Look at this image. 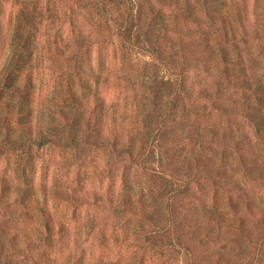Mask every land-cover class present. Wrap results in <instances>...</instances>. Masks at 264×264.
<instances>
[{
  "label": "rangeland",
  "instance_id": "1",
  "mask_svg": "<svg viewBox=\"0 0 264 264\" xmlns=\"http://www.w3.org/2000/svg\"><path fill=\"white\" fill-rule=\"evenodd\" d=\"M213 1L152 0L153 14L131 0L145 16L141 46L126 47L114 28L127 0H0V184L35 188L31 201L0 203V264H264V91H235L219 71V44L229 41L228 55L241 61L232 71L247 76L236 81L264 90V0ZM187 7L199 22L179 21ZM180 69L194 94L166 120ZM20 103L29 117L10 114ZM243 103L257 110L236 109ZM203 105L201 117L178 122L182 109ZM24 125L49 142L23 138ZM98 135L110 143L91 144ZM127 137L131 150L140 140L147 147L143 168L112 145ZM135 187L161 205L154 225L139 202L122 199ZM38 207L56 219L52 249ZM204 209L223 212L224 222L198 223ZM149 232L159 248L146 244Z\"/></svg>",
  "mask_w": 264,
  "mask_h": 264
},
{
  "label": "trees",
  "instance_id": "2",
  "mask_svg": "<svg viewBox=\"0 0 264 264\" xmlns=\"http://www.w3.org/2000/svg\"><path fill=\"white\" fill-rule=\"evenodd\" d=\"M115 1L117 0H100V4L102 7L105 6H110L112 5ZM128 2L123 3L126 6V9L122 12L121 16H119L116 20L117 26L114 28V32L116 36L119 38L121 43L126 46V47H135L139 45L141 46L140 42L138 41L141 39V33L139 30V21H142L143 16H145V12L143 11V7L137 6L134 7L133 4H130L131 0H127ZM211 2H214L213 0H208ZM143 2L150 8L151 12L153 14H157L155 11V5L152 3V0H143ZM218 2H221V0H218ZM143 3V4H144ZM163 5L167 6L166 3H162ZM186 4H189V0H187ZM237 6V5H235ZM137 9V11L135 10ZM211 9H209L208 14L211 15ZM178 16L180 15V22H199L197 19V15L190 10V7L185 8L184 10L182 9L180 12H178ZM43 18V17H42ZM211 19L214 20V17L212 16ZM154 21V20H152ZM221 22L223 25L226 23L225 17H221ZM226 28V25H225ZM224 28V29H225ZM139 30V31H138ZM225 40L228 39V31L225 32ZM204 36V34H200ZM229 42V41H227ZM225 42L219 44V52L221 54V65L219 71H220V78L224 79L227 84H232L233 88L235 91H241V92H249V93H256L257 95L262 94L263 87L261 85H255L253 86L251 83H242V82H237L236 80L240 79H245L247 78L246 75H240V73H236L232 71V66H239L241 67V61L231 59L228 51V48L226 46L229 45V43ZM137 44V45H136ZM201 48L204 50L208 56H211L215 54L213 44H211L208 39L203 40L200 44ZM211 58V57H210ZM209 58V59H210ZM208 58H198L197 62L204 64V66H207L208 64ZM186 65V64H185ZM179 79H178V89L175 91L174 95L172 98L168 100V103L165 107V110L167 111V114L165 115L164 119L170 120L169 112L170 110L175 109L176 107V102L178 101V106L179 104L185 99V98H192L194 94V89H192L190 86L186 85V80H187V75L184 72L183 69H180V74H179ZM218 86H224L223 82H218ZM9 88L14 92L15 95L20 94L19 89L17 87H14L12 85L9 86ZM219 90V89H218ZM206 89L200 88L197 95L207 97L206 96ZM154 99V104H157V98ZM250 104H242L236 109H242L244 112L245 110H248V112H254L256 109L255 107H252ZM240 107V108H239ZM208 107L206 105H203L202 107L196 108H189L188 110L182 109L181 115H178V122L182 123L185 121H190L191 119L199 118L202 116V111L200 112V109H203V111H208ZM230 108V107H229ZM9 109L11 111V115H21L22 118L29 117L32 113V109L29 105L25 103H20L18 105H10ZM227 109V107L225 108ZM224 111H228L224 110ZM63 118L68 119V115L65 114ZM250 117H247L249 119ZM95 121L97 120L94 119ZM262 121V119H258V121ZM264 120V118H263ZM259 126V125H258ZM261 126V125H260ZM262 127V126H261ZM99 134V133H98ZM22 137L23 138H28L31 142H35L37 144H43L45 142H49V138H47L44 134L43 135H34V131L31 127H26V125L23 126L22 128ZM110 137L109 136H104V135H98L94 138V141H92L91 144L99 146L102 142H109L110 143ZM142 142L140 144V147L138 148L137 151L131 150L132 149V139L130 137H127L125 143H121L119 140L113 141L112 145H115L114 147L123 150L124 154L127 155L128 159L131 160L134 164L138 165L139 167L143 168L144 165L142 164V160L146 156V151L147 147L143 143V140H140ZM1 188V195H0V203L2 205H6L7 208H10L11 206L17 204V201L20 200L22 202L31 201L34 198L35 195V188L30 185V186H20L16 185L15 187H12L6 180H3L2 183L0 184ZM178 191H173L174 194H170L168 198H171L173 195H175ZM59 194V193H57ZM64 195L57 196L58 198L62 199ZM148 196L149 193L146 191L143 187H135L133 190L128 191L125 194H122V199H128V200H136L139 202L141 205V213H139L143 219L147 220L149 223L153 224L156 222L157 217H162V209L161 205H157V202H152L150 203L148 201ZM66 201H71V199H65ZM82 204L83 202H79ZM245 206L247 211L250 214L256 213V206L254 205L253 201L251 199H248L245 201ZM40 216L42 218V223L44 227V232L46 233V239L47 242L49 243L48 245L51 247V243L54 242V236L59 234L56 233V219L51 216V214L44 208V207H38ZM161 209V210H160ZM167 211L166 212V218L169 220V222H172L173 217L170 212V205H169V200L167 201ZM32 211V210H31ZM17 213L15 211H12L10 213V218H17ZM136 214V213H135ZM198 223L199 222H216V223H222L224 222V214L223 212H218L214 210H208L204 209L201 212V215H197ZM58 221V220H57ZM60 224L61 222L58 221ZM209 232V229L208 231ZM152 232H149V234L145 237L146 244L150 247H155L159 248V243L155 239V237L151 236ZM218 234V233H217ZM18 235H21V237L27 241H30L28 232L24 231L22 233H18ZM207 238H211V241L216 240V238H219V234L216 235V237L213 236L211 237V234L206 235ZM184 250L186 251V255L192 258V252L189 247L183 246Z\"/></svg>",
  "mask_w": 264,
  "mask_h": 264
}]
</instances>
